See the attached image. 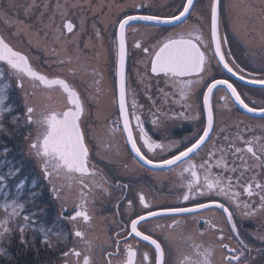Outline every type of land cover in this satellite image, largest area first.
Masks as SVG:
<instances>
[{"label":"snow or ice","instance_id":"obj_1","mask_svg":"<svg viewBox=\"0 0 264 264\" xmlns=\"http://www.w3.org/2000/svg\"><path fill=\"white\" fill-rule=\"evenodd\" d=\"M198 2L199 0H181L177 12L166 16L160 14L124 15L116 21L114 78L117 80L116 103L119 116L122 119V126H120L121 121L117 120L113 122L109 132L115 134L120 131L124 134L125 142L130 145V150L135 154L136 162L140 167L150 166V171L179 169L178 175L183 181L181 187L185 188L181 199L185 204L154 206L145 193L140 192L138 202L144 211L137 212L135 218L129 217L128 223L123 221L119 223L120 230L109 238V246L114 248V252L106 253L109 257L107 264H112L111 257L114 254L119 255L121 250H123L124 258L120 264H137V251L135 246L129 242V237L139 238L140 241L147 242L153 248L154 254L151 258L147 252L142 253L140 264H215L217 251L221 253L222 264H257L252 256L253 252L261 257L259 264H264V249H253L245 243L241 238L237 219L234 218L235 216L252 218L258 214L264 215V123L255 126L260 130V135H256L254 127L244 124L243 121L235 125L237 130L234 135L227 134L226 128L220 129L217 134L213 98L215 93L222 92L223 95L219 96V100L224 101L223 107H227L231 101L233 105H239L247 113L258 114L262 121H264V105L250 106L246 102L247 98L238 90L237 85L228 78H215L212 75V68L222 65L224 70L238 80L261 86H264V76L258 77L248 73L235 63L234 58L230 59L231 50L225 48V45L228 44V37L222 32L226 7L224 0H207L205 4L208 13L209 34L207 38L204 36L202 28L204 17L197 15L196 18L200 23L189 25L179 32H171L151 45H144L140 40L135 41L132 45L134 49L141 50L148 61L147 63L144 60L139 61L145 67L141 83L144 82V78L150 71L158 78V81L163 80L166 85L175 89V92H166L164 89H160L165 103L169 97L178 95L179 99H174L173 102L182 103L185 110L190 111L193 108L190 101L197 89L201 87L206 89L201 94L202 106L206 109L205 126L193 133L192 137L185 138V141L169 140L165 143L154 140L146 131L141 115L137 114V109L142 108L143 105L137 104L135 93L132 94L130 105L128 102L129 88L126 72L129 57L128 34L130 29L133 32H139L138 28L132 27L133 22H149L154 28L161 25L176 27L187 24L196 14ZM78 6L69 4L67 0L63 4L60 3V0H56L53 8L50 0L43 3L31 0L24 8L25 15L30 17L34 9H43L37 16V22L42 25L45 38L51 33L53 41L57 45L56 48H48L45 45V49L51 56L56 57L50 67H58L59 72L55 75L41 72L33 66L28 54L16 49L4 35L0 34V62H3L0 65V80H15L17 87L21 90L25 88L24 81L28 80L31 88L40 90L48 100L51 99L52 92L56 90H59L65 97L63 109L54 108L48 104H44L38 109L35 103L29 100V98L32 101L35 100L36 92H25V115L23 117L13 116L11 123L19 127L21 125H18L17 122L23 119L24 126L31 125L35 129V137L33 138L30 133L26 139L31 140L30 151L40 161L43 175L51 185V191L57 200L64 198L61 193L65 189L70 191L73 185L79 186V199L73 214L64 215L67 209L62 206L61 218L73 222V224L80 220L91 227L93 216L88 208V194L100 189L110 195L106 185H111L107 177L90 161V149L82 128V117L86 114L85 102L81 93L68 79V76L75 77L77 72L73 68H67V76L62 75L65 65L81 60L77 41L73 37L77 35L78 28L79 31L84 30L85 20L81 18L78 26L69 18V9ZM10 7H15V4ZM228 7L236 10L237 18H239L241 9H243L244 16L249 13L255 15L257 12L256 6L251 4L233 3ZM46 15L47 21L45 22ZM57 16L60 18L59 24L56 22ZM259 16L264 21V0H261L259 5ZM0 19H3L9 26L14 25L16 35L34 34L37 38L40 36L41 30H36L33 33L31 24L8 18L7 12L3 9H0ZM92 27L95 29L96 26L93 24ZM95 34L97 37L100 36L98 30ZM262 39H264V29H262ZM28 42L31 44L32 40L30 39ZM69 46L76 51L75 56L69 51ZM261 60L264 61V55L261 56ZM261 67L264 71V64ZM93 75L101 74L94 69ZM137 75L140 76V73ZM94 83L98 85L101 80H96ZM9 86L6 83L0 88V132L6 131L4 119L7 114L12 112L11 107L5 102L4 95ZM99 91L100 89L97 88V92ZM148 98L155 107L156 101L151 96ZM151 116V123L158 128L163 125L165 119L173 118L169 113L163 112L161 108H156ZM179 116L184 119H198V114L186 116L184 112H181ZM133 120L135 124H133ZM246 132L251 135L246 136ZM221 139L224 143L220 142ZM108 147L111 148V144ZM142 149H146L151 157ZM205 149H207L205 157L198 163L194 158ZM158 150L161 153L171 154L157 159ZM89 177L91 179L86 183L85 178ZM5 181L6 177L0 175V184ZM20 187L22 188L23 184ZM115 187L127 189L129 186L117 184ZM123 195L122 192L121 196L123 197ZM242 196H246L247 199H241ZM197 197H208L209 200L200 202L196 201ZM215 197H223L228 203H222ZM253 197L258 200H253ZM189 201L196 202L187 206ZM115 207L119 214V202ZM132 208L133 201L128 199L127 209ZM24 209L25 205L18 201L4 204L3 217L0 218V257L9 255L4 244L6 241L10 242L14 233L19 234L23 245L31 246L34 243V236L30 240L26 233L29 230L33 232L37 230L34 227L36 214H26ZM216 210L224 215L226 223L230 226V232L226 233L214 218L206 219L204 223L207 227L204 231L197 230L195 236L191 233L175 231L185 223L177 217L190 216L195 224L203 213ZM158 218H168L171 221L167 225L157 223L153 229V232L161 230L164 242L159 238H154L152 233H147V229L141 230L145 224ZM39 231L43 232L44 242L50 244L48 230L39 229ZM208 232L217 234L213 243L194 242L195 237L204 236ZM74 236L83 241L86 247L84 251L72 247L69 251L64 252L65 264H69L67 258L70 256L75 258V264H93L90 254L94 247L101 248L102 245H94L93 239H88L85 231L78 228L74 229ZM259 238L264 240V235ZM95 239L99 240V237ZM177 240L184 241L189 250L182 251ZM233 240L236 241L235 244L232 243ZM172 251L176 254L174 261L169 258Z\"/></svg>","mask_w":264,"mask_h":264},{"label":"flooded vegetation","instance_id":"obj_2","mask_svg":"<svg viewBox=\"0 0 264 264\" xmlns=\"http://www.w3.org/2000/svg\"><path fill=\"white\" fill-rule=\"evenodd\" d=\"M206 2L207 0H199L196 5V14L193 15L192 19H190L187 24L176 27L159 26L154 28L149 24L144 25L142 23H135L132 25V27L138 28L139 32H133L131 29L129 30L128 102L130 105L133 98L132 94L135 93L137 104L143 105L142 108L137 109V114L141 115L146 131L154 140L165 143H167L169 140L185 141V138L192 137L193 133L202 129L206 124V109H204L202 106L201 94L206 91V89L202 87L197 89L192 100L190 101V103L193 105V108L190 111H186L182 106V103L178 104L173 102L174 99H179L178 95L175 97H169L168 101L165 103L160 89H164L166 92H175V89H172L170 85H166L163 80L158 81V78L155 77L154 74H151L150 71L148 72L147 77L144 78V82L141 83V77H143L145 74V67L144 64L139 63V61L144 60L145 63L148 61L145 57V54H143L139 49H134L132 45L137 40H140L144 45H151L155 43L156 40L162 39L171 32L181 31L178 30L180 27L187 28L189 25L200 23V21H198L196 18L197 15H202L204 17L202 28L204 36L207 38L209 32L208 13L205 7ZM248 2H252V0H248ZM103 3H105L104 6L115 5L113 11L115 15L112 18V23L108 25L107 29L106 26L104 28V25L103 29H101V25L98 24L99 26L97 27V30L100 33L98 38L102 42L103 39L104 41H109V39L115 37L117 33L116 21L122 18L124 15L160 14L166 16L174 14L180 7L181 0H107L106 2L104 0ZM224 3L226 5L224 14L227 16V21H229V23L222 22V32L228 37V44L225 45V48L231 50L230 59L234 58L235 63L244 68L246 72L252 73L258 77L264 76V71H262L261 67V65L264 64V61L261 60V56L264 55V42H261V40L264 41V39H262L261 36H258L262 35L264 21L260 19L259 12H256V14L253 16L245 17L246 19L250 20L249 22H251V24L256 21L254 25H249V30H251L257 36L256 38L254 37V40L242 38L239 36L240 34H237L236 30H234V21L238 19L235 14V10L231 8V10L228 11V5H230L231 0H224ZM113 12L109 13L108 11L106 16L107 22ZM1 28L3 29V25L0 20V32L2 33ZM92 30L94 32H91V38L94 35L97 37L95 34V29L92 28ZM255 45L261 47L256 48ZM114 49L115 43L113 51ZM92 53L93 63H89V67H87L84 72L90 77L92 81H94V79L95 81L101 80V83L98 85L95 84L97 96V99L95 100H90L92 93L91 96L87 97L85 92L83 93L82 90H80L77 86L86 106V114L84 117H82V128L85 132L86 142L88 143L90 149V161L91 163L95 164L97 169L107 177L109 184L111 185H106V187L109 188L110 195L104 193L100 189H96L94 192L88 194V208L90 214L93 216L91 227L80 220H77L75 224H73V222L64 220L60 216L61 208L63 206L67 209L64 215L73 214L74 207L79 199V186L73 185L70 191L65 189L64 192L61 193V196L64 198L57 200L54 193L51 191V185H49L48 181L43 175L40 161L32 154V152H30L31 154H28L30 159L34 161V164L36 165L37 174L39 175V188L42 190V196L48 198L54 207L56 206V213L61 223L60 226L64 229V234L61 236V239L57 242L54 241L55 248L57 247L59 252L58 255L51 260V262H48L50 264H65L66 258L63 256V253L69 251V249L72 247H75L77 250L81 251L85 250L86 246L83 241L74 236L75 228L85 231L87 238L93 239L94 245H102L101 248L94 247L92 253L90 254L93 259V264H107L109 257L106 255V253L114 252V248L109 246V238L113 237L114 233L120 230L118 227L119 223L121 221L128 223L129 217L135 218V214L137 212L142 213L144 211L138 202V194L140 192L145 193L147 198L153 202L154 206L185 204V202H183L181 199L185 188L181 187L183 181L178 175L180 171L179 169H174L173 171H168L166 169L150 171L149 167L147 166L140 167V165L136 162L135 154L130 150V145L126 144L125 142L124 134L120 131H117L115 134H110L109 129L111 126H113V122L120 120V126H122V119L119 116L116 99H101V95H104L107 91H109L108 85L104 84L106 78L104 70L100 66L103 56L100 60H98L95 47H92ZM33 59L34 57L32 56V60ZM94 69L101 75H93ZM137 73H140V76H138ZM62 75L67 76L63 73ZM212 75L217 79H231L232 82L237 85L238 90L241 91L242 95L247 98L246 102L249 103L250 106L260 107L261 105H264V87H254L248 85L247 83L245 84L243 81L238 80L236 77L224 70L222 65L219 67L214 66L212 68ZM70 81L72 82V80ZM75 82H72L74 86H76ZM25 85L28 87V92H36L35 100L32 101L31 98H29V100L30 102L35 103L38 109L44 104H48L51 107L58 109L64 108L65 97L60 93L59 90L53 91L51 94V99L48 100L40 90L32 89L28 80H26ZM97 88L100 89V95H98L99 92H97ZM20 95L22 106L26 109L25 93L22 94L21 89ZM221 95H223L222 92H217L214 94L213 98L216 116L215 128L217 134H219L220 129L226 128L227 134L234 135L237 130L235 125L240 121H243L244 124L254 127L256 135H260V130L255 128V126L260 123H264L261 117L253 116L242 111L238 105H233L231 101H229L227 107H223L224 101L219 100V96ZM149 96H151L153 100L156 101L155 107H153L152 101L149 100ZM156 108H161L163 112H167L170 116H173L171 119H165L163 125L159 128L151 123V113L155 112ZM131 111L132 109L130 108V112ZM181 112H184L186 116L198 114V119H184L183 117L179 116V113ZM100 115L105 118H101ZM133 124H135L134 120ZM31 128L33 129V133L31 135L34 138L36 132L33 126H31ZM241 128H243V125H241ZM27 133L30 134V132ZM245 135L250 136L251 134L246 132ZM220 142L224 143L222 139ZM109 144H111V148L108 147ZM142 150L146 152V149ZM206 152L207 149L202 151L200 155L194 159L198 163L201 162L205 157ZM146 154L148 153L146 152ZM170 154L171 153H161L158 150L156 158L159 159L162 157H167ZM148 155L151 157V154ZM214 171H216V169H214ZM229 175H231V173H229ZM90 179V177L85 178V182L88 183ZM117 184H127L129 187L127 189H120L115 187ZM237 190L239 189L237 188ZM122 192L124 193L123 197L121 196ZM128 199L133 201L132 209H127ZM215 199L225 204L228 203L223 197H215ZM241 199H247V197L242 196ZM208 200V197L196 198V201L200 202H207ZM253 200H258V198L253 197ZM196 201L187 202V206H191V204ZM117 202H119L120 205L119 214H117V209L115 207ZM208 218H214L226 233L230 232V226L226 223L224 215L219 210L203 213L199 221L195 224L192 222V218L190 216L177 217V219H182L185 221V223L175 231L177 233H191L195 236L197 230L204 231V229L207 227L204 221ZM234 218L237 219L238 228L241 232V238L245 241V243L249 244L253 249H264V240L259 238L261 235H264V215L258 214L256 217L252 218H241L239 216H235ZM157 223L161 225H167L171 223V221L168 218H158L153 222L145 224L141 230L143 231L147 229V233H152L154 238H159L162 240V242H164V238L161 235V230H156L153 232V229ZM216 235L217 234L215 232H208L204 236L195 237L194 242H202L205 244L213 243L215 241ZM96 237H99V240H96ZM129 242L132 243L136 248L137 264H140L142 253L147 252L150 258L153 256V248L147 242L140 241L139 238L133 239L131 237H129ZM232 243L235 244L236 241L233 240ZM50 244L52 245L51 240ZM177 244L182 251L189 250L187 249L184 241L177 240ZM175 255V252L172 251L170 252L169 258L174 261ZM220 256L221 253L217 251L215 256V264H222ZM252 256L255 258L257 264H259L261 257L257 256L256 252H253ZM123 258L124 253L123 250H121L119 255L114 254L111 257V262L112 264H120V261ZM67 260L69 261V264H75L74 257L70 256L67 258Z\"/></svg>","mask_w":264,"mask_h":264},{"label":"rangeland","instance_id":"obj_3","mask_svg":"<svg viewBox=\"0 0 264 264\" xmlns=\"http://www.w3.org/2000/svg\"><path fill=\"white\" fill-rule=\"evenodd\" d=\"M8 1L9 0H6V1L0 0V9H3L5 12H7L8 18H10L12 20H20V21L25 22L26 24H31L33 33L36 30H41V31H40V36L38 38L34 34L33 35H23V34L22 35H16L15 34L16 33V27L14 25L9 26L4 22L3 19H0L2 22V25H3V29L1 28L2 34H4L5 38H7L9 40V42L13 46H15L16 49L23 51L26 54H28L31 58L32 64L35 67H37L38 70H40L41 72H44V73H48L49 75L57 74V72H59V68L51 69V67L49 66L50 64H52L54 62L55 57L51 56L49 54V52L45 49V45H47L48 48H56L57 45L54 43L51 33H49L47 38H45L44 32L42 30V25L37 22V16L39 15V12L42 11L43 9L42 8L41 9H34L32 15L29 17L30 21H32L31 19H34L38 23V25L36 26V23L29 22V20L27 18H25L26 15H25L24 8L27 4H29L31 2V0H28L27 3L24 2L26 0H24V1L23 0H10L11 4ZM41 1L42 2H39V0H38L39 3L49 2V0H41ZM103 1L104 0H67V2L69 4L79 5L78 7H73V8L69 9V18H71L73 20V22L76 23L78 26H79L80 19L84 18L85 24H84V30L79 31V28H78L77 35L75 37H73V39H75L77 41V47L79 49V55L81 57V60L74 61L72 64H69V65H65L64 66L65 71L63 72V74L67 75V71H66L67 68H73V69L75 68L76 70L80 71L76 74L75 77L68 76V78L70 80H72V82L77 81V82H75L76 86H78L79 89L82 90L83 93L85 92L87 97L91 96V93H92L93 97L91 96L90 100L97 99L96 85L94 83L95 79H94V81H92L90 79V77L88 75H86V73L83 70L87 69L84 67H89V65H88L89 63H93L92 47L96 48L98 60H100L101 57L104 56V54H108L107 60L105 62L106 64L103 66L102 69L104 70V73H105V77L107 80V85H108L109 91H107L106 94H104V95L102 94L101 99H106V98L116 99V92H115V87H116L115 81H116V79L114 78L115 52L113 51L115 37L109 39V41H104V39H103V42L101 40H99L98 37H95V35L92 36V38H91V32H94L92 30L93 24L95 26H96V24H100L102 27L101 29H103V25H104V28L106 26V29H107L108 25H110L112 23V21H113L112 18L115 15L113 12L115 5L104 6L105 3H103ZM106 1L107 0H105V2ZM21 2H23V3L20 4ZM64 2H65V0H60V3L63 4ZM8 3L10 5L15 4V6L20 4V7L23 8L22 13H24V14H19L17 12L13 13L12 8H14V7H10V5L8 6L7 5ZM25 3H26V5H24ZM50 3L54 8L56 0H50ZM233 3L254 5V6H256L257 12H259L258 8H259V5L261 3V0L260 1L259 0H252V2H248V0H244V1L243 0H231L230 5ZM228 8H229L228 11L231 10V7H228ZM108 11H109V13H111V12H113V13L110 15V19H108V22H107L106 16L108 14ZM225 13H227V12H225ZM49 14H51V13H49ZM235 14L237 16L236 10H235ZM21 16H24L25 20H23V18ZM250 16H253V14L249 13L247 16H244L243 15V9H241L240 14H239V18L234 21L235 27H236L235 30H236V33L240 34L239 36H241L242 38H246L248 40L249 39L254 40V37L256 38L257 35L255 33H253L251 30H249V25H254L256 23V21H254V23L251 24V22H249L250 20L245 18V17H250ZM46 21H47V15L45 16V22ZM56 22H57V24L60 23L59 16H57ZM222 22L229 23V21H227V16H225V14L223 15V21ZM182 28L183 27H180V28H178V30H181ZM95 31H97V27H95ZM258 36L262 37V35H258ZM30 39L32 40L31 44L28 42ZM261 42H264V41L261 40ZM252 43H253V41H252ZM257 47H261V46H256V48ZM69 51L74 56L77 54L76 51L71 46H69ZM32 56L34 57L33 60H32ZM0 65H2V64H0ZM52 67H54V66H52ZM83 75H85L86 79H85V77H83V78L80 77ZM92 79H93V77H92ZM6 83L9 84L10 86L7 88V90L4 94L5 95V102L9 107H11V104H8L10 101L9 100L10 99V93L16 92L19 96L20 89H18L17 82L15 80H0V88H2L4 86V84H6ZM24 83L26 84V80L24 81ZM27 88L28 87L25 85V88L22 90V94L29 91ZM98 95H100V92L98 93ZM23 110H24V112L26 111L25 108ZM97 116H98V114H97ZM100 116L103 119L105 118L102 115H100ZM27 132H30L32 134L33 129L31 128ZM27 132L24 134V143H26V146H27L25 149H26V152L28 154H31L30 153L31 151L29 148L30 139H26V137L29 136V134ZM24 153H25V151H24ZM1 167H0V169H1ZM5 186H6V182L0 184V196H1L2 191H6ZM13 201H17V200H15L14 198L13 199L3 198L2 201H0V218L3 217V206H4V204L6 202L10 204ZM50 222H51V220H50ZM42 229L48 230V229H46L45 225L42 227ZM54 235L57 236L56 232H54ZM48 264H50V263H48Z\"/></svg>","mask_w":264,"mask_h":264},{"label":"trees","instance_id":"obj_4","mask_svg":"<svg viewBox=\"0 0 264 264\" xmlns=\"http://www.w3.org/2000/svg\"><path fill=\"white\" fill-rule=\"evenodd\" d=\"M6 1V0H5ZM24 1V0H23ZM28 0L24 1L27 3ZM10 3V0L8 1ZM39 2H42L39 0ZM7 4L8 6L11 4ZM21 2L20 4H22ZM26 3L24 5H26ZM16 5L12 8V12L22 13L23 8ZM23 20L29 17L24 18ZM34 18V17H33ZM29 22L38 23L31 19ZM99 25L96 24V27ZM46 55V54H45ZM86 65V64H85ZM87 68V67H84ZM20 93H10V101L12 112L7 114L4 119L5 132H0V175L6 177V191H2L0 201L3 198L15 199L25 205L24 213L31 215L35 213L37 229L35 232L29 230L26 235L31 240L34 236V243L31 246H25L20 241L18 233H14L10 242L6 241L4 247L7 248L9 255L0 257V264H48L58 255V249L55 248L54 241L61 239L64 229L61 228L59 217L57 216L56 206L51 201L42 196V190L39 188V175L37 174L36 165L26 152V143H24V134L30 129V125L24 126V120L17 122L18 125L11 123L13 116H24L22 100ZM25 151V153H24ZM12 173L11 175H9ZM23 184L21 188L20 185ZM35 193V196H33ZM51 220V222H50ZM48 229V239L51 244L44 242V235L39 229L43 226ZM54 232L59 233L55 236Z\"/></svg>","mask_w":264,"mask_h":264},{"label":"water","instance_id":"obj_5","mask_svg":"<svg viewBox=\"0 0 264 264\" xmlns=\"http://www.w3.org/2000/svg\"><path fill=\"white\" fill-rule=\"evenodd\" d=\"M135 23H143V24H146V23H148V24H150L149 22H143V21H136V22H133V24H135ZM161 26H167V25H161ZM127 66H128V62H127V65H126V72H127ZM128 74V73H127ZM244 82V81H243ZM245 84H246V82H244ZM248 85H251V86H254V87H257V86H259V87H264V86H261V85H256V84H249V83H247ZM116 91H117V80H116ZM239 106V105H238ZM240 107V106H239ZM240 109L242 110V111H244V112H246L247 113V111L245 110V109H243V108H241L240 107ZM250 115H253V116H259L258 114H252V113H249ZM147 167H150V166H147Z\"/></svg>","mask_w":264,"mask_h":264},{"label":"bare ground","instance_id":"obj_6","mask_svg":"<svg viewBox=\"0 0 264 264\" xmlns=\"http://www.w3.org/2000/svg\"><path fill=\"white\" fill-rule=\"evenodd\" d=\"M107 56H108V54H104V56H103V58H102V60H101V62H100V66H101V68H103V66L106 64L105 62H106V60H107ZM104 84H107V80H106V78H105V81H104Z\"/></svg>","mask_w":264,"mask_h":264}]
</instances>
